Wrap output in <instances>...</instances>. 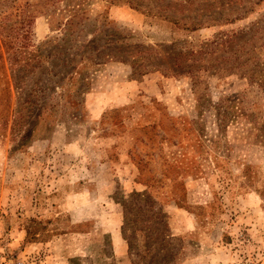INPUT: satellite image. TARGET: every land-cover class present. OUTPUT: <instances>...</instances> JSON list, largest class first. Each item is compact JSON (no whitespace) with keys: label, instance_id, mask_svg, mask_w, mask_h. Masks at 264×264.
Returning a JSON list of instances; mask_svg holds the SVG:
<instances>
[{"label":"rangeland","instance_id":"374dc122","mask_svg":"<svg viewBox=\"0 0 264 264\" xmlns=\"http://www.w3.org/2000/svg\"><path fill=\"white\" fill-rule=\"evenodd\" d=\"M0 264H264V0H0Z\"/></svg>","mask_w":264,"mask_h":264},{"label":"trees","instance_id":"16d2710c","mask_svg":"<svg viewBox=\"0 0 264 264\" xmlns=\"http://www.w3.org/2000/svg\"><path fill=\"white\" fill-rule=\"evenodd\" d=\"M194 55H196L194 52L191 54V56H194ZM194 63V59H192V58H188V60L186 61V62H182V63H177V65H178V67H187V66H190V65H192ZM189 72H191L190 70H189ZM29 236H30V232H29Z\"/></svg>","mask_w":264,"mask_h":264}]
</instances>
